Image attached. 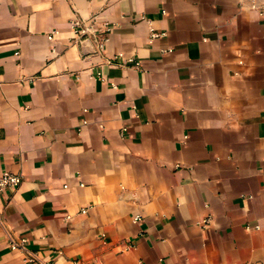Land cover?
I'll use <instances>...</instances> for the list:
<instances>
[{"label":"crops","instance_id":"1","mask_svg":"<svg viewBox=\"0 0 264 264\" xmlns=\"http://www.w3.org/2000/svg\"><path fill=\"white\" fill-rule=\"evenodd\" d=\"M5 172L0 264H264V0H0Z\"/></svg>","mask_w":264,"mask_h":264},{"label":"built area","instance_id":"2","mask_svg":"<svg viewBox=\"0 0 264 264\" xmlns=\"http://www.w3.org/2000/svg\"><path fill=\"white\" fill-rule=\"evenodd\" d=\"M71 27L74 32L73 44L78 46L86 45L92 49L94 55H103L106 50L107 43L110 40V34L112 32V26L103 22L98 18V15L94 14L88 19L76 18L71 22ZM163 33H158L151 29V41L162 37ZM53 40V35L49 37ZM139 66V63H135ZM125 132L126 129H123ZM22 183V177L20 175L5 172L0 176V196L9 189L16 190ZM88 208L82 209V213L86 214ZM210 222V218L205 220V224ZM261 225L248 227V229L261 230ZM9 247L12 251L21 252L25 261L30 264H49L44 261L38 253L32 251L29 248L28 240L25 238H17L12 235L8 236Z\"/></svg>","mask_w":264,"mask_h":264},{"label":"water","instance_id":"3","mask_svg":"<svg viewBox=\"0 0 264 264\" xmlns=\"http://www.w3.org/2000/svg\"><path fill=\"white\" fill-rule=\"evenodd\" d=\"M83 48H84V50H85L86 52L91 51V49H90L89 47L85 46V45H83Z\"/></svg>","mask_w":264,"mask_h":264}]
</instances>
